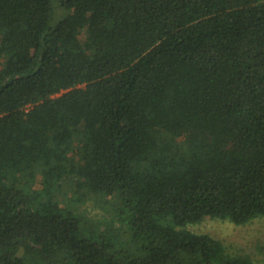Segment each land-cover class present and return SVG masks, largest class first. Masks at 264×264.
Listing matches in <instances>:
<instances>
[{
	"label": "trees",
	"instance_id": "16d2710c",
	"mask_svg": "<svg viewBox=\"0 0 264 264\" xmlns=\"http://www.w3.org/2000/svg\"><path fill=\"white\" fill-rule=\"evenodd\" d=\"M262 216L264 0H0V264H251L185 227Z\"/></svg>",
	"mask_w": 264,
	"mask_h": 264
},
{
	"label": "rangeland",
	"instance_id": "374dc122",
	"mask_svg": "<svg viewBox=\"0 0 264 264\" xmlns=\"http://www.w3.org/2000/svg\"><path fill=\"white\" fill-rule=\"evenodd\" d=\"M90 207L93 203L89 204ZM196 234H206L220 241L227 252L242 255L251 264H264V216L236 225L228 220L209 219L185 227Z\"/></svg>",
	"mask_w": 264,
	"mask_h": 264
}]
</instances>
